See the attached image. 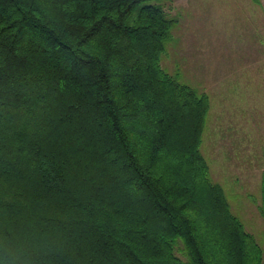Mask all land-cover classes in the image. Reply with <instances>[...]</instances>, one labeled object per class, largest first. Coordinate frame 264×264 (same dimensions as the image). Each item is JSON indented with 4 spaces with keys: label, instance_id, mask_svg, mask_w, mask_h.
Here are the masks:
<instances>
[{
    "label": "trees",
    "instance_id": "1",
    "mask_svg": "<svg viewBox=\"0 0 264 264\" xmlns=\"http://www.w3.org/2000/svg\"><path fill=\"white\" fill-rule=\"evenodd\" d=\"M169 1L0 0V264H264L161 65Z\"/></svg>",
    "mask_w": 264,
    "mask_h": 264
},
{
    "label": "rangeland",
    "instance_id": "2",
    "mask_svg": "<svg viewBox=\"0 0 264 264\" xmlns=\"http://www.w3.org/2000/svg\"><path fill=\"white\" fill-rule=\"evenodd\" d=\"M161 65L208 94L201 145L212 178L264 255V0H171ZM176 253L180 252L176 249Z\"/></svg>",
    "mask_w": 264,
    "mask_h": 264
}]
</instances>
